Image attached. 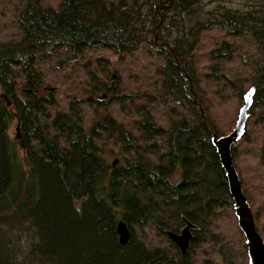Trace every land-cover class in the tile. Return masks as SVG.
<instances>
[{
    "label": "trees",
    "instance_id": "1",
    "mask_svg": "<svg viewBox=\"0 0 264 264\" xmlns=\"http://www.w3.org/2000/svg\"><path fill=\"white\" fill-rule=\"evenodd\" d=\"M253 85L231 154L264 241V0H0V264H248L210 137Z\"/></svg>",
    "mask_w": 264,
    "mask_h": 264
},
{
    "label": "water",
    "instance_id": "2",
    "mask_svg": "<svg viewBox=\"0 0 264 264\" xmlns=\"http://www.w3.org/2000/svg\"><path fill=\"white\" fill-rule=\"evenodd\" d=\"M257 85H253L243 96V105L239 110L236 124L234 128L225 135L218 136L211 131L210 141L215 148L221 166L225 172L229 193L232 197L235 209V216L238 221L239 228L244 234L247 246L248 264H264V241L255 226V219L251 211L250 205L243 194L239 176L232 159V146L245 133V125L248 118V111L252 106L253 97L256 92ZM106 95L97 97L98 100L106 99ZM20 137L18 124L15 127L14 138ZM117 160L114 161L116 163ZM185 226L179 233L167 232L169 238L173 241L182 255L187 254L189 242L192 238V229L194 225L183 218ZM116 232L118 234L119 243L125 245L130 237V232L123 220H119L116 224Z\"/></svg>",
    "mask_w": 264,
    "mask_h": 264
},
{
    "label": "rangeland",
    "instance_id": "3",
    "mask_svg": "<svg viewBox=\"0 0 264 264\" xmlns=\"http://www.w3.org/2000/svg\"><path fill=\"white\" fill-rule=\"evenodd\" d=\"M213 110H214V114L217 117L216 121L219 124V126L222 127V129L226 130V131H228L230 129L229 130V132H230L234 128V126L236 124V122H234V124L231 125L232 116H233L234 110H235V101L232 102V103L230 102V103H228L227 105H224V106L218 105V103H217ZM229 132H227L226 134H228ZM114 159H116V158L115 157L110 158V160H114ZM247 166H248V164L244 163V167H247ZM263 190H264V188L261 191H263ZM257 207H258V210H259V208L260 209L262 208L261 209L262 212L261 213L259 212V214L261 216L260 224H262L264 226V206H259V204L257 203ZM222 225H224V229L223 230L225 232V230L229 226H228L227 222H225V224L223 223Z\"/></svg>",
    "mask_w": 264,
    "mask_h": 264
},
{
    "label": "bare ground",
    "instance_id": "4",
    "mask_svg": "<svg viewBox=\"0 0 264 264\" xmlns=\"http://www.w3.org/2000/svg\"><path fill=\"white\" fill-rule=\"evenodd\" d=\"M218 135V134H217ZM221 136V135H220Z\"/></svg>",
    "mask_w": 264,
    "mask_h": 264
}]
</instances>
